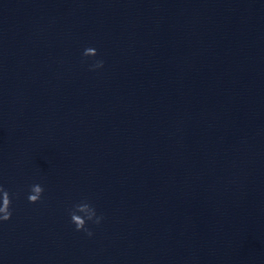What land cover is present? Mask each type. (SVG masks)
Masks as SVG:
<instances>
[{
  "label": "water",
  "instance_id": "water-1",
  "mask_svg": "<svg viewBox=\"0 0 264 264\" xmlns=\"http://www.w3.org/2000/svg\"><path fill=\"white\" fill-rule=\"evenodd\" d=\"M0 186V264H264V0H0Z\"/></svg>",
  "mask_w": 264,
  "mask_h": 264
},
{
  "label": "clouds",
  "instance_id": "clouds-1",
  "mask_svg": "<svg viewBox=\"0 0 264 264\" xmlns=\"http://www.w3.org/2000/svg\"><path fill=\"white\" fill-rule=\"evenodd\" d=\"M83 55L85 57H95L98 55L96 49L86 48ZM103 60H97L91 67L93 69L103 67ZM44 189L40 184H34L30 187V194L27 199L30 203H37L41 200V196ZM0 194H2V205H0V220L7 221L12 216L11 199L7 190L0 186ZM71 223L75 225L76 231H84L88 236L92 235V232L86 227L88 221H92L95 224H99L103 219L102 216H98L96 209L88 202L84 201L74 205V210L70 211Z\"/></svg>",
  "mask_w": 264,
  "mask_h": 264
}]
</instances>
